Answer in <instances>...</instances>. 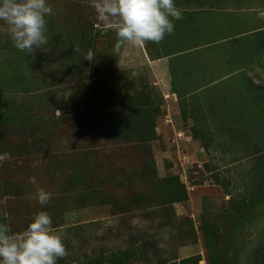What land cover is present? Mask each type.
<instances>
[{"label": "rangeland", "instance_id": "1", "mask_svg": "<svg viewBox=\"0 0 264 264\" xmlns=\"http://www.w3.org/2000/svg\"><path fill=\"white\" fill-rule=\"evenodd\" d=\"M48 3L46 50L0 23V222L46 211L57 264H264V0H174L119 52L93 0Z\"/></svg>", "mask_w": 264, "mask_h": 264}, {"label": "clouds", "instance_id": "2", "mask_svg": "<svg viewBox=\"0 0 264 264\" xmlns=\"http://www.w3.org/2000/svg\"><path fill=\"white\" fill-rule=\"evenodd\" d=\"M93 7L105 27L116 34L115 52L125 42L133 46L158 44L173 33V21L182 19V11L174 0H93ZM52 14L48 0H0V23L6 26L14 47L21 52L47 49L46 17ZM93 58L91 50L84 54L89 62ZM52 197L43 188L35 193L41 206ZM64 238L46 211L34 214L18 232H12L6 223L0 222V264H57L58 259L67 255Z\"/></svg>", "mask_w": 264, "mask_h": 264}, {"label": "trees", "instance_id": "3", "mask_svg": "<svg viewBox=\"0 0 264 264\" xmlns=\"http://www.w3.org/2000/svg\"><path fill=\"white\" fill-rule=\"evenodd\" d=\"M46 119H48V115L45 116V119L44 120H46Z\"/></svg>", "mask_w": 264, "mask_h": 264}]
</instances>
